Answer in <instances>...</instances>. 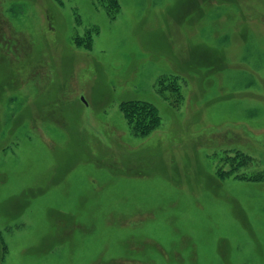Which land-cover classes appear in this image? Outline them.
<instances>
[{"label":"rangeland","instance_id":"obj_1","mask_svg":"<svg viewBox=\"0 0 264 264\" xmlns=\"http://www.w3.org/2000/svg\"><path fill=\"white\" fill-rule=\"evenodd\" d=\"M116 2L0 0V264H264V0Z\"/></svg>","mask_w":264,"mask_h":264},{"label":"trees","instance_id":"obj_2","mask_svg":"<svg viewBox=\"0 0 264 264\" xmlns=\"http://www.w3.org/2000/svg\"><path fill=\"white\" fill-rule=\"evenodd\" d=\"M109 1L111 4L117 5V0ZM75 40L77 44H83L87 48L91 47L92 41L89 35L83 39L77 38ZM163 88L169 89L172 95L175 96L172 100V106L179 104L181 92L179 91L178 85L174 81H170L166 87L164 86ZM160 90H162L161 87ZM120 109L128 123V126L130 127L131 132L135 136H146L160 124V115L158 110L151 102L129 99L120 103ZM247 159L248 158L240 155L239 162L245 163Z\"/></svg>","mask_w":264,"mask_h":264}]
</instances>
